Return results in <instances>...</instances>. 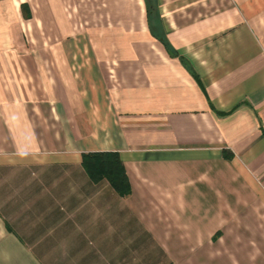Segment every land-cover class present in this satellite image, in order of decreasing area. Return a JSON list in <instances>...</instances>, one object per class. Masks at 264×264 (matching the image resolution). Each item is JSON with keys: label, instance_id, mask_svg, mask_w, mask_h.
<instances>
[{"label": "crops", "instance_id": "1", "mask_svg": "<svg viewBox=\"0 0 264 264\" xmlns=\"http://www.w3.org/2000/svg\"><path fill=\"white\" fill-rule=\"evenodd\" d=\"M158 7L0 0V264H264V0Z\"/></svg>", "mask_w": 264, "mask_h": 264}, {"label": "trees", "instance_id": "2", "mask_svg": "<svg viewBox=\"0 0 264 264\" xmlns=\"http://www.w3.org/2000/svg\"><path fill=\"white\" fill-rule=\"evenodd\" d=\"M147 13L156 15L154 0H147ZM225 156L230 157L225 152ZM82 165L93 180L106 178L121 194L127 195L130 184L120 155L117 152H89L82 155Z\"/></svg>", "mask_w": 264, "mask_h": 264}, {"label": "rangeland", "instance_id": "3", "mask_svg": "<svg viewBox=\"0 0 264 264\" xmlns=\"http://www.w3.org/2000/svg\"><path fill=\"white\" fill-rule=\"evenodd\" d=\"M154 6L156 8V14H159L158 0H154ZM215 8H217V7H215ZM215 8H213V9H215ZM160 255H161L160 251L153 249L151 246L147 247L146 260H154L156 258H159Z\"/></svg>", "mask_w": 264, "mask_h": 264}]
</instances>
